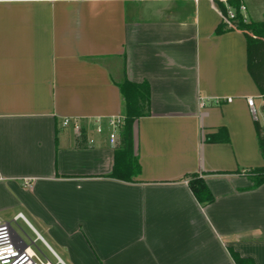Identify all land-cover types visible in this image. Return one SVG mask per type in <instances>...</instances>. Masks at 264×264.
Here are the masks:
<instances>
[{"label":"crops","instance_id":"0c3cea01","mask_svg":"<svg viewBox=\"0 0 264 264\" xmlns=\"http://www.w3.org/2000/svg\"><path fill=\"white\" fill-rule=\"evenodd\" d=\"M219 4L0 0V219L44 264H264V94ZM125 79L151 93L132 182L107 125Z\"/></svg>","mask_w":264,"mask_h":264},{"label":"trees","instance_id":"16d2710c","mask_svg":"<svg viewBox=\"0 0 264 264\" xmlns=\"http://www.w3.org/2000/svg\"><path fill=\"white\" fill-rule=\"evenodd\" d=\"M238 7L239 1L231 3ZM223 15H227L226 6L219 4ZM236 29L245 33L248 42L249 54V71L264 94V21L262 22H244L239 15L236 21ZM235 29L228 28L224 23L220 26L218 33L222 34L226 31ZM120 90L125 102V125L121 131L120 144L115 150V163L112 178L132 182L135 177L141 173L139 159L134 152V124L141 118L148 116L150 113V87L147 84H136L125 79L120 85ZM257 136L261 154L264 158V127L258 122L256 123ZM81 143L86 141V136L82 132L79 136ZM255 180V186L264 183V166L252 170ZM236 264H256L252 258L241 257L236 252H231Z\"/></svg>","mask_w":264,"mask_h":264},{"label":"built area","instance_id":"2783aa9c","mask_svg":"<svg viewBox=\"0 0 264 264\" xmlns=\"http://www.w3.org/2000/svg\"><path fill=\"white\" fill-rule=\"evenodd\" d=\"M65 1H82V0H65ZM214 2L223 3L227 9V15H223V23L231 29L236 30V21L241 16L244 22H249L247 15V6L244 0H212ZM233 1H239L238 7H235L231 3ZM256 98H248L247 102L251 108L255 117L257 112L255 110ZM99 123V122H97ZM107 125L110 130L109 138L114 147L119 144L121 131L125 125L124 116H113L108 118ZM63 126H72L74 130L80 135L83 127L79 120L66 119L63 121ZM96 132L98 134L104 133L103 124L99 123L96 126ZM22 214L15 218L17 221ZM0 264H44L36 252L28 245L18 242L13 234L11 224L0 219Z\"/></svg>","mask_w":264,"mask_h":264},{"label":"rangeland","instance_id":"374dc122","mask_svg":"<svg viewBox=\"0 0 264 264\" xmlns=\"http://www.w3.org/2000/svg\"><path fill=\"white\" fill-rule=\"evenodd\" d=\"M247 6V15L249 20L262 21L264 20V0H244ZM264 103V100H262Z\"/></svg>","mask_w":264,"mask_h":264}]
</instances>
